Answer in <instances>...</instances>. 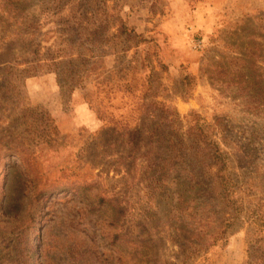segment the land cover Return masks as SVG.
Listing matches in <instances>:
<instances>
[{
  "label": "rangeland",
  "instance_id": "obj_1",
  "mask_svg": "<svg viewBox=\"0 0 264 264\" xmlns=\"http://www.w3.org/2000/svg\"><path fill=\"white\" fill-rule=\"evenodd\" d=\"M89 5L103 39L120 19L142 42L102 43L88 64L67 50L57 73L20 67L0 87V264H262L264 0ZM1 32L0 86L26 54ZM47 114L60 136L42 143ZM208 138L233 156L244 211L203 254L230 210Z\"/></svg>",
  "mask_w": 264,
  "mask_h": 264
},
{
  "label": "trees",
  "instance_id": "obj_2",
  "mask_svg": "<svg viewBox=\"0 0 264 264\" xmlns=\"http://www.w3.org/2000/svg\"><path fill=\"white\" fill-rule=\"evenodd\" d=\"M55 1L53 4H48L47 0H39V2H36V0L2 1L0 6L1 35L3 39L4 36L14 35L15 38L22 42V46L26 50L24 57H18L13 66H7L5 69L4 78L0 86L6 90L5 95L11 92L9 86L12 84L16 69L20 67H25L21 74L28 72L34 76H42L47 71L57 73V70L62 66L71 65L74 62L72 59L74 55L65 54L67 50H75L78 52L77 56L85 64H88L86 53L93 54V50H96L102 43L109 44L112 39H121L125 44H128L133 39L137 40L138 43L142 42V37L120 19L118 21L119 24L117 23L119 27L118 36L112 35L111 38L103 39L111 27L109 24L105 27L96 25L98 20H96V13L92 12V8L89 5L93 0ZM51 17L54 18V21L51 20ZM49 25H52L54 30L44 32ZM52 34H54L57 42L50 47H44L43 41ZM53 47L55 48L54 51H52ZM17 71L19 74V70ZM0 100L4 102L8 98L0 96ZM96 114L100 122H105L99 112H96ZM45 127V138L42 143L52 141L53 137L58 138L60 136L58 127L49 114L46 116ZM101 135L102 131L99 133V136ZM134 140L139 141V137L137 136ZM138 144L137 142V148ZM208 145L212 147L211 157L217 168L215 176L217 177L218 188L222 191L227 208L230 210L227 212L229 216L225 221L221 223L216 220L218 224L213 229L212 234L208 235L210 244L203 250V254H209L210 250L216 249L220 244L221 247L224 246L227 241V234L232 230L234 223L240 221V215L244 211L239 210V206H236V201L233 200L236 194V187L238 186L236 178L239 179L238 176L236 177L237 174L231 171L232 166H234L233 156L228 152L221 151L219 145L209 138ZM212 215V222L215 223V219L219 214L213 211Z\"/></svg>",
  "mask_w": 264,
  "mask_h": 264
},
{
  "label": "crops",
  "instance_id": "obj_3",
  "mask_svg": "<svg viewBox=\"0 0 264 264\" xmlns=\"http://www.w3.org/2000/svg\"><path fill=\"white\" fill-rule=\"evenodd\" d=\"M85 116L88 117V122L85 121V123L89 125H99V121L94 113H92L90 110L84 111ZM84 121V119L82 120Z\"/></svg>",
  "mask_w": 264,
  "mask_h": 264
}]
</instances>
